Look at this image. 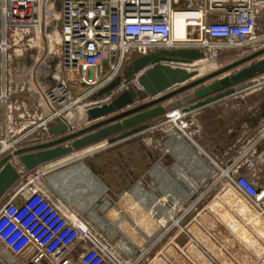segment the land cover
Masks as SVG:
<instances>
[{"label":"built area","instance_id":"2783aa9c","mask_svg":"<svg viewBox=\"0 0 264 264\" xmlns=\"http://www.w3.org/2000/svg\"><path fill=\"white\" fill-rule=\"evenodd\" d=\"M263 17L264 0H0V104L7 106L10 119L13 110L32 123L38 119L35 125L43 135L65 118L74 100L62 70L88 69L95 78L105 74L97 91L135 58L160 49L193 47L213 61L223 50L254 51L264 47ZM181 25L185 37L178 36ZM53 32L58 39L50 50ZM40 38L43 44L36 42ZM18 58L21 62L13 65ZM19 73L22 78L15 81ZM16 91L34 94L37 108L31 112L26 102H11ZM14 132L4 126L0 112V159L26 145L22 142L29 133L8 139L7 133ZM257 138L264 140V128ZM241 165H255L252 151L225 168L217 183L236 188L264 214V188ZM52 195L46 186L27 180L0 208V241L11 253L25 255L21 264H118L99 234ZM257 264H264V257Z\"/></svg>","mask_w":264,"mask_h":264},{"label":"rangeland","instance_id":"374dc122","mask_svg":"<svg viewBox=\"0 0 264 264\" xmlns=\"http://www.w3.org/2000/svg\"><path fill=\"white\" fill-rule=\"evenodd\" d=\"M259 26V31H264V20H260ZM36 42L44 43L42 38ZM24 56L28 57L27 54ZM19 61L20 58L16 59L13 65L17 66ZM209 63L220 67V59L213 64L207 60L204 64ZM213 68L215 66L201 75ZM19 71L21 73L22 70ZM20 73L15 75V81L21 80ZM60 76L69 85L73 98L80 94L83 104L91 101L96 87L105 78V74L95 78L88 69L79 73L62 70ZM23 79L30 81L28 74ZM260 83L264 86V81ZM1 85L0 82V88ZM203 86L205 83L191 89V92ZM180 100L182 97L169 99L157 107L164 108L165 112L146 121H135L130 127L108 137L88 142L103 130H113L122 121L94 131L87 135L90 137L84 138V146L65 151L51 159H55L52 162L49 159L28 168L19 161L17 176L4 188L0 199L27 180L37 181L49 189L48 175L60 169L58 163L66 156L90 152L85 163L95 174L101 171V180L110 183L114 190L111 197L120 210L114 208V204L107 207L101 203L76 204L86 207L84 211L67 205L66 210L99 234L114 260L120 264H257L264 255V214L259 213L247 197H236L228 184L219 182L210 188V152L218 137L211 132L218 131V127L210 129L214 122L209 114L207 119L199 115L194 120L188 113H179L181 115L175 120L166 117L168 109L179 108ZM136 117L132 115L124 121H134ZM145 123L147 128L140 129ZM133 128L137 129L135 133L109 143L110 138H117ZM68 144L60 147L65 148ZM151 170L153 175L149 174ZM77 183L79 189L97 187L84 178ZM66 185L74 186L71 178ZM138 185L144 187V191L137 188ZM134 189L140 200H134L130 193ZM170 196L175 198L174 204H170ZM141 200L152 201L150 203L156 205L146 210ZM92 210L108 224L103 230L88 217Z\"/></svg>","mask_w":264,"mask_h":264},{"label":"water","instance_id":"95a60500","mask_svg":"<svg viewBox=\"0 0 264 264\" xmlns=\"http://www.w3.org/2000/svg\"><path fill=\"white\" fill-rule=\"evenodd\" d=\"M204 57L203 52L197 48L180 47L160 49L135 58L121 74L100 87L92 95L90 102L83 104L85 113L81 122L90 123L102 116H107L117 111L121 112L79 129H75L66 118H63L49 127V132L56 138L46 142L21 146L3 156L0 159V196L4 188L17 176L16 170L10 164V161L16 157L26 167L30 168L36 163L47 161L72 148H81L85 144L83 142L84 138L90 137L87 135L95 133L94 131L99 129H104L115 122L122 121L113 130H103L99 133L100 135L90 139L88 142L108 137L130 127L136 122L146 121L153 115L163 113L165 109L157 107L169 99L176 98L179 100L182 97V100L178 102L181 106V111L184 114L189 113L234 94L238 89L237 87L244 85L247 81L250 82L254 76L264 72V47H262L228 64L217 67L190 82L179 85L191 77L201 74L196 68L188 71L186 65H192L193 62ZM247 63L248 65H246ZM204 83L206 84L201 89L191 92V89ZM170 88L172 89L169 90ZM159 93L163 94L158 96ZM147 97H151V99L139 102ZM154 108L158 110H153ZM132 115H137L134 121H124V119ZM142 128H147V124L142 125L140 129ZM67 130L69 131L67 134L60 136ZM136 131L137 129L133 128L132 131L124 132L117 138H110L108 141L112 143ZM71 140L73 141L65 148L60 147L63 143H68ZM157 167H160V165H157ZM76 170L92 186L105 187L104 182L85 162L81 161L74 165L69 172ZM152 172L153 170L149 171V174L153 175ZM64 176L61 171L49 176L47 185L66 205L76 206L84 211L86 207L75 204L76 198L72 193L74 187L66 185ZM137 188L144 191V187L141 185H138ZM135 190H132L131 193L135 199L140 200V195H136ZM156 198L157 196L154 197V199ZM170 200L172 201L171 196ZM140 202L146 210L156 205L151 204L152 201L141 200ZM106 206H109V204ZM114 206L117 208L116 204ZM87 215L99 229L103 230L108 225L93 210Z\"/></svg>","mask_w":264,"mask_h":264},{"label":"crops","instance_id":"0c3cea01","mask_svg":"<svg viewBox=\"0 0 264 264\" xmlns=\"http://www.w3.org/2000/svg\"><path fill=\"white\" fill-rule=\"evenodd\" d=\"M214 14L215 16L221 15L220 12L217 13L214 12ZM250 52H252V50H250L249 47L223 50L221 57L219 58L220 59L219 66L228 64L242 56H245ZM233 56H237V57H235V59H232ZM246 65H248V63ZM217 66L218 64H216L215 68H217ZM208 67L209 68L211 67L210 63L208 64ZM199 76H201V74L191 77L190 79L186 80L185 82L179 85L190 82L198 78ZM261 80L264 81V74L254 76L250 82H246L244 85H240V87H237L238 89L234 94L226 96L220 100L212 102L202 108L190 111L188 113L189 117H192L193 120L195 117H198L199 115H203L206 118L207 115L209 114L211 115V120H213L214 122L213 127H211L210 129H216L218 127L217 128L218 131L211 132V134L213 135L218 134V137L216 141L213 143L214 147L212 149V152H210V159H209L210 164L208 170L210 177V182H209L210 188L217 184V181L219 180L220 176H222L223 170L225 168L229 167V165L232 162L239 163L240 161H242L245 153L249 151H252L254 155L255 165L250 169L246 168V166L244 165H241L240 170L244 174L252 178L259 186L264 188V140H259L257 138L260 130L264 128V86H260L262 85L260 83ZM257 86H260V88H257ZM172 88H170L169 90H171ZM161 94L163 93H159L158 96ZM79 95L73 98L74 100L71 103V107L65 114V118L70 122V124H72V126L75 129H79L83 126L100 121L118 112H121V111H117L107 116H102L98 119L91 121L90 123H82L81 121L84 118L85 109L82 101L79 99L80 98ZM34 96H35L34 94H30L27 92L16 91L12 93L10 101L16 103L24 101L27 103L26 106L32 112L34 111V109L37 108L33 102ZM149 99H151V97L144 98L141 102H145ZM175 111L178 112L175 114H171ZM0 112L3 116L4 126L7 128L9 127L15 128L14 133H7L8 139L20 138L24 134L26 135L29 133V135H27V137L23 139L24 141L22 143L26 145H32L40 142H46L48 140H51L52 138H56L49 131L44 132L43 135L41 134V129H39L35 125L36 122H38V119H36L37 121L32 123L31 122L32 119L30 117L20 118L19 116V113L21 112L20 110H13L11 119L6 117L8 116L9 111L5 104H0ZM179 113H182L181 106H179V108L177 109H173V108L168 109V112L166 113V117L169 118L172 117L175 120L176 117L179 115ZM57 121H60V119ZM16 122H22L23 124L20 126L17 125ZM56 122L54 121L51 125L55 124ZM68 132L69 131L67 130L64 133H62L60 136H63ZM71 141H69L68 143H70ZM63 144H67V143H63ZM88 154H90V152H82V154L75 156L72 155L66 156L62 162L58 163L60 169L58 171H55L54 173L49 174L48 176H51L61 171L62 173H64L65 175L64 179L66 181L69 178L72 179V184H74L72 193L76 198L75 204L101 203V204H109L110 206V204H114L113 198L111 197V194H114V190L112 189V187H110L109 182L108 183L104 182L105 187L97 186L95 188L92 187L91 189H86V188L79 189V187H77L78 184L77 182L79 181V179L83 178V176L77 170L69 172V170L74 165L80 163L81 161L86 162V158L89 157L87 156ZM56 157L57 156L53 158ZM51 159L50 162L55 160V159L54 160ZM218 161H220L221 163L218 164L217 163ZM222 162H226V163H222ZM10 164L16 170L17 167L20 165L19 159L17 157L15 159H12L10 161ZM99 172L98 175L97 174L96 175L101 179L102 176L100 175ZM19 185L12 188L7 192V194L1 197L0 208L10 197V195L15 192V190L18 188ZM234 189L236 190V188ZM51 192L54 194V196L53 195L52 196L55 197V199L58 201L60 206L63 209H66L67 208L66 203L63 202L57 196V194H55V192H53L52 190ZM145 193H148V191H146ZM241 195L242 194H240L238 190L235 191L236 197H240L242 199L243 195L242 196ZM155 200L157 201V199ZM174 202H175V198L173 197L170 204H174ZM114 208L116 207L114 206ZM117 208L120 210L119 205H117ZM19 257L20 260L17 262ZM23 258H25L24 254L19 256L11 253L0 241V264H4V262H6L7 264H21L22 261L21 259Z\"/></svg>","mask_w":264,"mask_h":264},{"label":"bare ground","instance_id":"6f19581e","mask_svg":"<svg viewBox=\"0 0 264 264\" xmlns=\"http://www.w3.org/2000/svg\"><path fill=\"white\" fill-rule=\"evenodd\" d=\"M177 33H178V36L185 37L186 34H187V31H186L185 26H184V25H181V26L179 27ZM51 39H52V40H51L50 42H48L47 45H48V48H49L50 50H53V48H55V40L58 39L57 34H56L55 32L52 33V35H51ZM207 60L212 61V64H213V62H214L213 60L204 57V58H201V59L196 60L195 62L192 63V65H186L187 70H188V71H191V70H194V69L196 68L200 73H204V72L209 68V67H208V64H207V65L204 64ZM217 63H218V62H217ZM210 66H211V65H210ZM214 66H216V64H215ZM214 66H211L210 69H212V67H214ZM180 115H181V114H180ZM180 115H178V116H180ZM183 139H184V141H186V140H185V137H184ZM188 145H189V144H188ZM189 147H191V148H193V149H196L195 147H193V146H191V145H189ZM202 157H204V156H202ZM229 186H230V188H231L233 191H236L231 185H229ZM241 196H242V195H241ZM257 211H258L259 213H261V210H260V209H257ZM262 214H263V213H262ZM263 257H264V255H263V256H262V257H261L256 263L261 262L262 259H263ZM118 264H120V263L118 262Z\"/></svg>","mask_w":264,"mask_h":264}]
</instances>
